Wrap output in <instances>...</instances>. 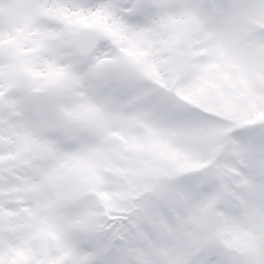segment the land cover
I'll list each match as a JSON object with an SVG mask.
<instances>
[{
	"label": "rangeland",
	"instance_id": "obj_1",
	"mask_svg": "<svg viewBox=\"0 0 264 264\" xmlns=\"http://www.w3.org/2000/svg\"><path fill=\"white\" fill-rule=\"evenodd\" d=\"M0 264H264V0H0Z\"/></svg>",
	"mask_w": 264,
	"mask_h": 264
},
{
	"label": "water",
	"instance_id": "obj_2",
	"mask_svg": "<svg viewBox=\"0 0 264 264\" xmlns=\"http://www.w3.org/2000/svg\"><path fill=\"white\" fill-rule=\"evenodd\" d=\"M101 40L102 37L95 31L88 28L81 29L75 38V50L82 57L89 56Z\"/></svg>",
	"mask_w": 264,
	"mask_h": 264
}]
</instances>
